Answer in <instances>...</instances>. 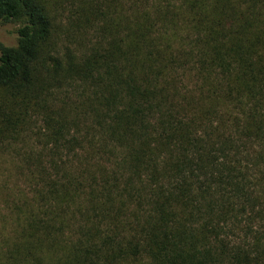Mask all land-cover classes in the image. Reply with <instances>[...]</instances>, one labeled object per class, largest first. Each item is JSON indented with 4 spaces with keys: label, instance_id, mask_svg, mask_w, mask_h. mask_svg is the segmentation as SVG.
Returning a JSON list of instances; mask_svg holds the SVG:
<instances>
[{
    "label": "trees",
    "instance_id": "1",
    "mask_svg": "<svg viewBox=\"0 0 264 264\" xmlns=\"http://www.w3.org/2000/svg\"><path fill=\"white\" fill-rule=\"evenodd\" d=\"M10 23L0 89L43 124L21 264H264V0H0Z\"/></svg>",
    "mask_w": 264,
    "mask_h": 264
},
{
    "label": "rangeland",
    "instance_id": "2",
    "mask_svg": "<svg viewBox=\"0 0 264 264\" xmlns=\"http://www.w3.org/2000/svg\"><path fill=\"white\" fill-rule=\"evenodd\" d=\"M20 27V23L0 24V48L17 46ZM66 47L62 45L60 50ZM23 115L10 93L0 89V264H21L17 251L24 242L26 219L38 213L37 186L26 171L25 161L40 149L37 134L43 124L41 118L30 113L23 128ZM66 248L61 238L59 248L53 249L65 253Z\"/></svg>",
    "mask_w": 264,
    "mask_h": 264
}]
</instances>
